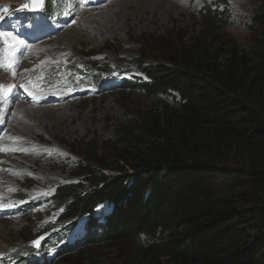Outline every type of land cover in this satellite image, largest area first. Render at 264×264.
Segmentation results:
<instances>
[{
    "label": "trees",
    "instance_id": "16d2710c",
    "mask_svg": "<svg viewBox=\"0 0 264 264\" xmlns=\"http://www.w3.org/2000/svg\"><path fill=\"white\" fill-rule=\"evenodd\" d=\"M254 13L253 50L220 35L228 15L219 4L200 11L199 35L148 39L157 54L147 56L158 60L140 62L147 78L125 87L176 92L177 105L136 112L117 139L84 142L85 177L51 197L65 229L42 245L58 246L53 264L85 255L92 264H264V0ZM105 203L112 210L100 216ZM82 219V239L60 245ZM84 241L91 246L67 254ZM94 248L113 255L88 256Z\"/></svg>",
    "mask_w": 264,
    "mask_h": 264
},
{
    "label": "rangeland",
    "instance_id": "374dc122",
    "mask_svg": "<svg viewBox=\"0 0 264 264\" xmlns=\"http://www.w3.org/2000/svg\"><path fill=\"white\" fill-rule=\"evenodd\" d=\"M90 1L57 0V16L52 20L42 13L44 6L32 10L31 0H0V264H31L20 258H30L33 248L38 249L33 259L53 264L52 256L58 248H52L54 242L49 244V251L42 245L51 234H61L65 229L57 227L62 207L51 197L59 186L85 177L77 170L84 159V142L117 139L119 126L134 118L136 112L177 105L176 92L149 94L125 87L126 78H147L140 67L158 60L147 56L157 54L149 38L199 35L204 29L200 11L207 5L219 4L228 15V26L220 35L228 34L241 48L253 50L257 36L254 12L262 3L179 0L183 12L178 14L172 9L170 16L163 13L159 0L135 4L134 8H125L122 2L118 5L120 0L97 6L89 5ZM120 9L122 13L114 15ZM93 15H97V21H88L87 17ZM143 15L147 18L141 22ZM38 20L41 24L38 29L35 26L37 32H50L51 36L37 49L9 29L23 31ZM22 33L29 39L32 35L30 31ZM144 41L146 46L141 43ZM24 46L32 51L31 55H23ZM143 60L145 64L141 66ZM20 105L28 113L21 115ZM15 116L30 126L29 133L22 131L26 126L22 134L16 130V122L12 123ZM112 207L102 204L98 215L108 214ZM85 224L82 219L60 245L81 240ZM88 242L70 248L67 254L78 255L91 246ZM145 243L146 237H142L137 246L128 248ZM112 253L94 248L88 256L103 258ZM88 258L85 255L73 260L92 264Z\"/></svg>",
    "mask_w": 264,
    "mask_h": 264
},
{
    "label": "bare ground",
    "instance_id": "6f19581e",
    "mask_svg": "<svg viewBox=\"0 0 264 264\" xmlns=\"http://www.w3.org/2000/svg\"><path fill=\"white\" fill-rule=\"evenodd\" d=\"M105 2H107V3H110V2H112L111 0H91L88 4L89 5H96L97 6V4L99 5V4H104ZM120 2H122V5H124V7L126 6L127 8H134V5L136 4H139V5H141V4H144V3H146V4H148V0H120V1H118V5L120 4ZM159 2L163 5L162 7H160V8H162V10H163V13H165V14H167V15H170V16H172L171 15V10L172 9H175L177 12H178V14H181V12H183V10H182V8H181V4H179V3H181L179 0L176 2V1H173V0H159ZM155 4L156 5H158L159 3L157 2V1H155ZM165 5V6H164ZM142 6V5H141ZM145 6V5H144ZM95 7V6H94ZM121 7H123V6H121ZM125 7V8H126ZM157 7H159V6H157ZM142 9V8H141ZM158 10V9H157ZM144 11V10H143ZM153 11V10H152ZM155 11V10H154ZM115 12V11H114ZM139 12V11H138ZM87 13V12H86ZM119 13H122V10L120 9L119 11L117 10L116 11V13H114V15H116V14H119ZM158 13V12H157ZM160 13H162V12H160ZM159 13V14H160ZM113 14V13H112ZM148 14V13H147ZM154 14V13H153ZM104 15V14H103ZM97 16V15H96ZM96 16L95 15H93V16H89V17H87L88 19V21L90 20V19H92V20H95V21H97V18H96ZM113 16V15H112ZM126 16V15H125ZM148 16V15H147ZM115 17V16H114ZM140 17V16H139ZM158 17V16H157ZM146 16H142V18H140V21L142 22V21H145L146 20ZM155 18V17H154ZM149 19V18H148ZM31 20V19H30ZM14 21H12L11 23H13ZM150 22H151V20H150ZM156 22V21H155ZM36 24H34L33 26H30V27H32V28H28V29H26V28H24V29H22L23 31H20V29L19 30H16V29H14V28H9L10 30L12 29L13 31L15 30V34L17 35L18 34V37H20V38H24L25 37V41H27L28 43H31V44H35L34 45V47H36V49H37V47H38V44H41L42 42H43V40L44 39H48L50 36H51V33L50 32H41L40 31V33L39 32H37V29H38V27L40 26V24H41V20H38V22H35ZM46 24V23H45ZM46 25H48V24H46ZM35 26L37 27V29L35 28ZM28 31H30V32H32V38H30V39H28V36H26V34H24L23 35V33L22 32H28ZM72 36V35H71ZM28 39V40H27ZM30 44V45H31ZM29 45V44H28ZM42 45V44H41ZM41 45H39V46H41ZM31 50L28 48V46H24V49H23V55H25V54H27V55H31ZM20 109V111L21 112H23V113H20L21 115H24V114H26V113H28V109H23V105H20L19 107H18V110ZM15 114V113H14ZM20 116V115H19ZM13 117V116H12ZM15 121L14 122H12V123H15L16 122V130H18V132L20 131L21 132V130L23 129V128H26L27 127V129H24V130H22L23 132H24V134H27V133H29L30 132V126H26V124H24L22 121H20L19 122V118H18V116L16 117L15 116ZM8 124V123H7ZM14 125V124H13ZM15 126V125H14ZM26 126V127H25ZM32 130H34V129H32ZM19 132V133H20ZM21 134H22V132H21ZM26 137V136H25Z\"/></svg>",
    "mask_w": 264,
    "mask_h": 264
},
{
    "label": "snow or ice",
    "instance_id": "6c2138e0",
    "mask_svg": "<svg viewBox=\"0 0 264 264\" xmlns=\"http://www.w3.org/2000/svg\"><path fill=\"white\" fill-rule=\"evenodd\" d=\"M28 6L29 5H25L24 7H28ZM4 11H7V9H4ZM3 35L7 36L9 34H3ZM13 39H15V38H13ZM18 43H22V42H18ZM29 94L31 95L32 93H29ZM34 243L38 244L39 242L37 241V242H34Z\"/></svg>",
    "mask_w": 264,
    "mask_h": 264
},
{
    "label": "water",
    "instance_id": "95a60500",
    "mask_svg": "<svg viewBox=\"0 0 264 264\" xmlns=\"http://www.w3.org/2000/svg\"><path fill=\"white\" fill-rule=\"evenodd\" d=\"M40 1V4H41V2H42V0H39ZM39 7L41 6V5H38ZM38 8V7H37Z\"/></svg>",
    "mask_w": 264,
    "mask_h": 264
}]
</instances>
